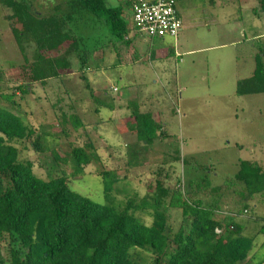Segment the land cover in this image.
<instances>
[{
    "label": "trees",
    "instance_id": "16d2710c",
    "mask_svg": "<svg viewBox=\"0 0 264 264\" xmlns=\"http://www.w3.org/2000/svg\"><path fill=\"white\" fill-rule=\"evenodd\" d=\"M134 1L108 7L105 0H61L52 12L42 15L34 12L27 0H0L3 19L22 59L15 67L17 79L0 70V103L14 104L10 107L21 110V103L34 87L45 88L48 82H59L75 73L93 93L85 73L99 51L83 47L75 32L76 23L90 16L102 20L110 31L107 47L124 53L132 45L131 33L157 39L134 28ZM253 12L264 16V0H256ZM56 90L60 91L58 85ZM235 94H264V48L255 57L252 76L236 83ZM94 103L111 111L116 108L113 102ZM51 107L58 112L60 127L55 138L68 141V156L54 159L70 160L71 166L68 175L61 167L59 176L47 173V179L36 176L33 163L21 158L22 150L27 143L34 152L42 151L47 148L48 136L55 134L38 133L0 108V264H264V257L253 260V243L258 234H264V226L258 234L246 233L247 223L259 220L252 215L251 201L264 196V167L260 164L241 160L236 173L222 185H212L207 175L183 185L176 181L173 189L164 187L168 176L159 168L152 172L154 180L142 197L132 194L123 201L111 200L118 180L112 172L103 171L100 175L109 180L104 182V201L99 204L73 191L68 182L70 177L82 175L84 166L99 161L86 132L81 134L85 137L82 147L68 139L71 131H85L86 127L62 96ZM126 108L129 117L122 113L120 118L131 120V131L142 148L152 145L162 125L150 111L140 112L130 101ZM232 195L237 201L225 209V200ZM167 208L180 212L176 229L168 221ZM139 215L149 217L150 223Z\"/></svg>",
    "mask_w": 264,
    "mask_h": 264
},
{
    "label": "rangeland",
    "instance_id": "374dc122",
    "mask_svg": "<svg viewBox=\"0 0 264 264\" xmlns=\"http://www.w3.org/2000/svg\"><path fill=\"white\" fill-rule=\"evenodd\" d=\"M27 1L34 12L42 15L52 12L61 2ZM126 1L105 0L108 7ZM174 1L182 21L178 36L150 40L132 33V45L124 53L117 54L107 47L110 31L102 20L90 16L77 21L75 32L83 47L99 51L85 73L93 93L85 89L75 73L59 82L52 80L45 88L34 87L21 103V110L12 108L14 104L10 107L0 103L1 109L18 116L36 132L55 134L48 136L47 148L42 151L34 152L27 143L22 150L21 158L33 163L36 176H59L61 167L67 175L70 173V160L54 159L68 156V141L55 138L60 127L58 112L51 103L59 96L73 105L86 127L85 131H71L69 141L82 147L85 137L81 134L86 132L99 157L98 162L83 167L82 175L70 177L69 187L96 203L103 204L104 182L109 180L100 175L103 171L112 172L118 180L111 200L123 201L132 194L142 197L147 184L154 180L152 172L159 168L168 176L164 187L173 189L176 181L183 185L207 175L212 185H222L236 173L241 160L264 167V94H235L236 83L252 76L255 57L264 48V16L254 14L256 0ZM21 63L0 7V70L6 77L17 79L15 67ZM95 100L113 102L116 108L113 112L108 107H98ZM129 101L140 112L150 111L156 123L162 125L159 138L150 146L142 148L131 131V120L120 118L128 112ZM201 198L208 201L205 196ZM235 201L234 195L226 199L225 209L233 207ZM251 205L252 215L259 220L248 222L246 233L255 235L264 226V196H255ZM167 214L176 229L180 212L167 208ZM139 216L150 223L149 217ZM253 244V260L258 261L264 257V234H258ZM1 256L5 257L4 249Z\"/></svg>",
    "mask_w": 264,
    "mask_h": 264
},
{
    "label": "built area",
    "instance_id": "2783aa9c",
    "mask_svg": "<svg viewBox=\"0 0 264 264\" xmlns=\"http://www.w3.org/2000/svg\"><path fill=\"white\" fill-rule=\"evenodd\" d=\"M131 17L136 31L149 38L175 39L182 26L174 0H135Z\"/></svg>",
    "mask_w": 264,
    "mask_h": 264
},
{
    "label": "crops",
    "instance_id": "0c3cea01",
    "mask_svg": "<svg viewBox=\"0 0 264 264\" xmlns=\"http://www.w3.org/2000/svg\"><path fill=\"white\" fill-rule=\"evenodd\" d=\"M132 34V33H131ZM113 112H114V110H113ZM126 115V116H125ZM153 116V119H155V117H154V115H152ZM124 117L125 118H128L129 117V114L127 115V113L126 114H124Z\"/></svg>",
    "mask_w": 264,
    "mask_h": 264
}]
</instances>
